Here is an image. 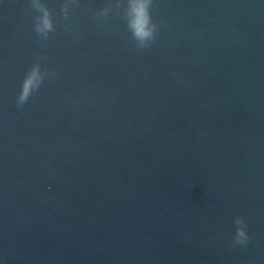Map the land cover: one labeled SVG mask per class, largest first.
Masks as SVG:
<instances>
[{
	"label": "water",
	"instance_id": "95a60500",
	"mask_svg": "<svg viewBox=\"0 0 264 264\" xmlns=\"http://www.w3.org/2000/svg\"><path fill=\"white\" fill-rule=\"evenodd\" d=\"M43 2L0 0V262L264 264V0H153L145 47L128 0Z\"/></svg>",
	"mask_w": 264,
	"mask_h": 264
},
{
	"label": "clouds",
	"instance_id": "9594fccd",
	"mask_svg": "<svg viewBox=\"0 0 264 264\" xmlns=\"http://www.w3.org/2000/svg\"><path fill=\"white\" fill-rule=\"evenodd\" d=\"M152 3L153 0H128V25L132 30V35L140 42L141 47L147 46L148 42L154 39L157 31V24L151 14ZM31 6L35 7L39 12L35 17V30L38 34L46 37L53 28L50 10L43 0H32ZM65 15H67L66 9ZM53 74H55L54 69ZM42 80L43 73L41 72L40 63L38 61L34 62L23 79L18 95V103H23L33 90L39 88ZM234 223L236 228L233 244H245L249 239V233L243 217L236 216Z\"/></svg>",
	"mask_w": 264,
	"mask_h": 264
}]
</instances>
